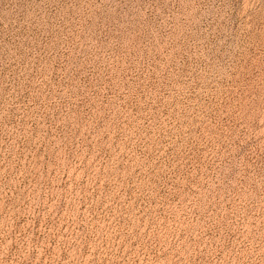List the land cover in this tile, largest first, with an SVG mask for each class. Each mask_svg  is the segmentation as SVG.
Returning <instances> with one entry per match:
<instances>
[{"label": "rangeland", "instance_id": "1", "mask_svg": "<svg viewBox=\"0 0 264 264\" xmlns=\"http://www.w3.org/2000/svg\"><path fill=\"white\" fill-rule=\"evenodd\" d=\"M0 264H264V0H0Z\"/></svg>", "mask_w": 264, "mask_h": 264}]
</instances>
